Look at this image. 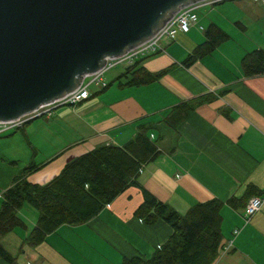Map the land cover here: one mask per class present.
<instances>
[{
  "label": "crops",
  "instance_id": "1",
  "mask_svg": "<svg viewBox=\"0 0 264 264\" xmlns=\"http://www.w3.org/2000/svg\"><path fill=\"white\" fill-rule=\"evenodd\" d=\"M198 15L204 31L181 32L141 61L151 72L169 68L157 81L121 87L125 68L105 80V88L90 86V97L77 105L56 106L20 132L0 136V208L4 192L29 166H38L26 174L30 182L47 183L95 147L125 144L141 123H150L161 151L140 172V186L128 187L90 221L61 226L36 247L25 239L39 214L24 206L19 215L27 228L1 239L19 264H121L124 258L151 256L173 229L163 220L148 224L135 216L143 202L141 187L181 214L195 203L221 200L224 243L230 238L234 243L214 264H264V205L246 224L244 206L228 203L249 185L264 196V74L247 76L241 67L247 53L264 48V3L226 1L200 7ZM211 24L229 38L185 65ZM208 94L212 100L198 104L177 130L163 121L180 102ZM0 264L10 263L0 257Z\"/></svg>",
  "mask_w": 264,
  "mask_h": 264
},
{
  "label": "trees",
  "instance_id": "2",
  "mask_svg": "<svg viewBox=\"0 0 264 264\" xmlns=\"http://www.w3.org/2000/svg\"><path fill=\"white\" fill-rule=\"evenodd\" d=\"M205 36L206 40L196 46L184 60L185 65L189 66L211 54L229 38L215 24L206 29ZM142 60L143 58L126 67L124 74L118 78L119 86L149 84L169 71L166 68L151 72L141 65ZM241 67L247 76L264 74V48L247 53L242 59ZM123 77L125 80H122ZM212 98L208 94L182 101L163 121L177 130L198 104ZM151 130L150 123L139 124L136 134L125 144L99 145L72 159L59 175L44 184L32 183L26 175L38 169V166L31 165L24 170L4 192L1 201L0 257L10 264H19L17 258L2 245L1 239L17 227L27 228L19 215L25 205H30L39 214L36 225L25 239V243L36 247L61 226H75L90 221L128 187L140 186V172L147 163L161 154ZM141 189L143 202L137 208L135 216L148 224L163 220L170 224L173 232L151 256L124 258L121 264H214L224 247L221 213L223 202L219 199L198 202L186 214H181L148 190ZM255 195H263V192L257 186L249 185L241 197H232L228 203L234 208L245 207L248 199Z\"/></svg>",
  "mask_w": 264,
  "mask_h": 264
},
{
  "label": "water",
  "instance_id": "3",
  "mask_svg": "<svg viewBox=\"0 0 264 264\" xmlns=\"http://www.w3.org/2000/svg\"><path fill=\"white\" fill-rule=\"evenodd\" d=\"M203 1L0 0V122L64 97Z\"/></svg>",
  "mask_w": 264,
  "mask_h": 264
},
{
  "label": "built area",
  "instance_id": "4",
  "mask_svg": "<svg viewBox=\"0 0 264 264\" xmlns=\"http://www.w3.org/2000/svg\"><path fill=\"white\" fill-rule=\"evenodd\" d=\"M226 1L231 0H206L196 3L191 7L185 8L177 14H174V16L166 22L164 27H162L150 39L132 47L128 51L116 57H109L108 61L102 68L93 73L85 74L83 82L77 89L73 90L64 97L58 98L55 102L41 105L31 113L25 114L15 120H6L0 122L1 130H3L4 133H9L17 128L25 126L27 122L38 118L43 114L50 113L51 110L56 106H75L82 100L88 99L90 97V86L95 85L101 88H105L107 86V82L104 80V75L107 73V71L121 64L130 66L141 58L154 55L164 50V39L175 40L179 33H188L194 27L200 31H204L205 27L199 23L198 9L206 5L214 6ZM254 1L264 3V0ZM3 132H0V135L4 134ZM263 205L264 196L255 195L248 199L243 212L246 224L250 222L252 218L262 209ZM239 232L240 229H235L233 232V237L237 236ZM233 243L234 238L228 239L224 243L222 253H227L229 249L233 247Z\"/></svg>",
  "mask_w": 264,
  "mask_h": 264
},
{
  "label": "rangeland",
  "instance_id": "5",
  "mask_svg": "<svg viewBox=\"0 0 264 264\" xmlns=\"http://www.w3.org/2000/svg\"><path fill=\"white\" fill-rule=\"evenodd\" d=\"M231 1H233V0H231ZM210 6H212V5H210ZM205 35V34H204ZM178 37V36H177ZM177 37H176V39H177ZM176 39H175V41H176ZM174 40H171V39H164V41H163V46H166L167 44H169V43H172V42H175ZM177 42H179V39H178V41ZM180 46V45H179ZM125 68H126V65H118V66H116V67H113L112 69H110L109 71H107V73L104 75V80H106V81H108L111 77H112V75H114V74H116V73H118V72H124L125 71ZM87 82V81H86ZM95 86V85H94ZM41 119H38V120H35L33 123H36V122H38V121H40ZM32 124V123H31ZM30 124V125H31ZM26 125V124H25ZM29 125V126H30ZM25 126H23V127H21V129H23ZM28 127V126H27ZM20 128H17V129H15V130H13V131H17V132H20V130H21ZM0 130H1V128H0ZM1 133L3 132V130H1L0 131ZM4 133V132H3ZM6 133H4V134H1L0 136H4ZM1 140V139H0ZM259 196H263V195H259ZM25 206H29V208H32V210H35V209H33V207H30V205H25Z\"/></svg>",
  "mask_w": 264,
  "mask_h": 264
}]
</instances>
